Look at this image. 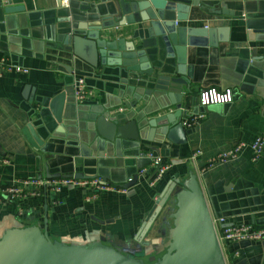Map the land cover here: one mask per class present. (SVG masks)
I'll list each match as a JSON object with an SVG mask.
<instances>
[{
    "label": "crops",
    "instance_id": "obj_1",
    "mask_svg": "<svg viewBox=\"0 0 264 264\" xmlns=\"http://www.w3.org/2000/svg\"><path fill=\"white\" fill-rule=\"evenodd\" d=\"M203 2L211 6L190 7L187 21L176 23L178 28L203 32L200 38L205 40L204 45L186 47L185 51V78L194 99L190 109L184 108L189 116L182 120L185 143L176 145L158 135L146 142V133H142L144 140L139 147L127 140L114 145L101 140L98 146H87L91 157L85 159L79 154L76 139L86 133L93 112L150 113L165 101L150 100L154 90L145 75L124 76L121 68L98 66L95 72L101 77L85 79L95 96L82 104L67 102L61 125L56 126L51 113L41 106L61 91L70 95L72 87L65 83L75 75H68V70H91L83 62L76 61L72 67L57 58L64 31L76 23L111 14L115 0H0V61L27 70L8 73L1 71L0 65V192L17 179L67 177L74 170L124 191L100 193L88 202L87 191L80 188L65 187L57 196L49 195L50 240L85 242L102 237L105 244L124 252H148L158 239L148 232L139 238L141 225L162 190L173 180L186 178L190 170L207 196L213 218L223 217L226 226L249 224L264 229V147L256 161L249 148L255 138H264V33L260 32L264 28V0ZM9 8L18 11L6 12ZM222 10L234 15L212 14ZM209 30L215 33L209 36ZM108 33L133 42L137 50L144 47L141 40L151 42L147 32L136 25ZM145 50L156 74L175 73V59L166 60L164 50ZM160 61L170 69H160ZM207 90L230 91L232 100L219 104V110L212 105L201 107L197 97ZM67 100L71 102L70 96ZM236 142H243L245 147L235 162L199 174L209 158ZM196 152L199 156L192 162ZM149 153L170 166L153 184ZM83 161L90 162L91 167H85ZM134 176L136 182L129 185V178L133 181ZM4 197L0 193V232L16 224H42L43 199L11 201ZM55 198L57 204L53 203ZM261 242H249L237 249L239 243L232 245L227 264H235L238 258L246 264H264V240ZM235 252L238 257L233 260Z\"/></svg>",
    "mask_w": 264,
    "mask_h": 264
},
{
    "label": "water",
    "instance_id": "obj_2",
    "mask_svg": "<svg viewBox=\"0 0 264 264\" xmlns=\"http://www.w3.org/2000/svg\"><path fill=\"white\" fill-rule=\"evenodd\" d=\"M199 4L211 6L203 0H115L111 14L98 20L76 23L73 28L64 31L62 41L56 49L57 58L72 67H75L76 61L83 62L91 70H68V75H75L70 82L65 83V86L72 87L69 95L71 102L67 100L69 96L66 91L41 102V106L51 113L56 126L62 123L65 104L69 102L75 105L72 100L74 80H97L101 77V74L95 72L98 66L121 68L124 76H128V73L145 75L147 84L153 85L154 92L150 100L153 101L154 97L165 98L150 113L137 114L132 110L110 112L108 109L93 112L89 117L86 133L82 138L76 139L81 157L89 159L91 152L88 153L87 146H98L101 140L112 145L127 140L139 147L140 141L144 140L142 133H146V142H152L153 137L158 135L176 145L185 143L186 131L182 120L189 117L185 111L194 104L185 78V51L186 47L204 45L205 40L200 38L204 37L203 32L178 28L176 23L187 21L190 7H197ZM15 9L9 8L6 12L18 11ZM212 14L233 16L234 12L222 10ZM262 14L264 18V12ZM134 25L147 32L148 40L151 41L150 44H145L141 40L144 45L142 50H137L133 42H126L124 38H116L108 33L111 29ZM260 32L264 33V28ZM206 33L211 36L215 30ZM145 48L155 53L162 49L166 60L175 59V73L166 75L163 71L156 74ZM159 63L160 69L170 67L163 61ZM33 139L36 141L34 136ZM82 163L85 167H91L88 161ZM73 176L77 179L86 178L78 170H74ZM135 182L134 176L129 185ZM129 185L123 187L127 188ZM166 220L167 227L162 233L166 240L156 249V254H164L157 260L152 257L151 262L226 264L213 226L207 196L193 170L188 172L186 178L173 180L162 190L141 225L138 237H144L147 232L158 234V224ZM250 244L241 242L235 248H245ZM133 253L105 244L102 237H92L85 242L50 240L47 235L46 206L43 207L42 224L25 227L16 224L12 228L7 226L0 232V264H144ZM235 264L246 262L238 258Z\"/></svg>",
    "mask_w": 264,
    "mask_h": 264
},
{
    "label": "built area",
    "instance_id": "obj_3",
    "mask_svg": "<svg viewBox=\"0 0 264 264\" xmlns=\"http://www.w3.org/2000/svg\"><path fill=\"white\" fill-rule=\"evenodd\" d=\"M1 71L15 72V73H27V70L21 69L14 65L5 63V60L0 61ZM95 96V93L85 85L83 79L79 78L73 85L72 97L76 104H82L83 102L91 99ZM199 106L205 107L214 104H228L232 100V94L230 91L224 93L216 92L215 90H207L201 92L197 97ZM206 101V103L204 102ZM193 121H191L192 123ZM190 125V123H189ZM245 147L243 142H236L232 148L227 151L220 152L215 156L209 158L205 165L199 169V174L204 173L206 170L214 168L215 166L226 165L235 162L241 150ZM264 147V138L258 136L249 145L250 150L253 153V161L260 158ZM199 156V152L192 155L191 161L194 162ZM150 160V166L154 170V177L151 184L158 181L161 176L169 169L167 164H164L159 157L153 156L151 153L147 155ZM131 181V180H129ZM65 187L80 188L87 191L86 201H89L96 194L104 192L123 193L124 191L107 183H104L98 178L89 180H77L74 177H59L54 179H17L9 186L1 189V194L4 198L15 201L26 198H44L49 200V195L52 197L57 196L61 190ZM57 204V201L53 202ZM213 225L215 227L217 239L224 255L226 263L229 260L228 249L232 245H236L241 242H261L264 239V229L254 228L249 224H235L225 226V219L222 217L213 219ZM238 257L237 252L232 254V259L236 260Z\"/></svg>",
    "mask_w": 264,
    "mask_h": 264
},
{
    "label": "flooded vegetation",
    "instance_id": "obj_4",
    "mask_svg": "<svg viewBox=\"0 0 264 264\" xmlns=\"http://www.w3.org/2000/svg\"><path fill=\"white\" fill-rule=\"evenodd\" d=\"M166 227H167V220L160 222V224H158L157 226L158 234L156 233V235H154V237L156 236L158 239L157 243H153L152 249L148 252H146V250L144 249L138 252L133 251L134 252L133 255L135 256L136 259L143 261L144 264H154V262H151L150 259L154 257L157 260L164 254L163 252L156 254V249H158L159 245H162L165 242V237L164 234L162 233H164Z\"/></svg>",
    "mask_w": 264,
    "mask_h": 264
},
{
    "label": "bare ground",
    "instance_id": "obj_5",
    "mask_svg": "<svg viewBox=\"0 0 264 264\" xmlns=\"http://www.w3.org/2000/svg\"><path fill=\"white\" fill-rule=\"evenodd\" d=\"M77 79H79V78H76L75 80H74V84H75V81L77 80ZM81 79H83V78H81ZM84 80V79H83ZM85 82V81H84ZM73 84V85H74ZM85 85H86V83H85ZM87 86V85H86ZM88 87V86H87ZM89 88V87H88ZM73 98V97H72ZM73 100V99H72ZM74 104L75 105H77L75 102H74ZM184 126V125H183ZM162 161V160H161ZM164 164H166V163H164ZM168 165V164H167ZM169 166V165H168ZM169 168H170V166H169ZM168 171V170H167ZM73 174H74V172H73ZM73 174L72 175H70V176H67V177H74L73 176ZM59 177H62V176H57V177H50V178H38V179H54V178H59ZM153 177H154V171H153V175H152V179H151V182H152V180H153ZM162 177V176H161ZM75 179H77V178H75ZM89 179H94V178H85V179H77V180H89ZM129 180H131V181H129ZM129 180H128V183H131L132 182V179L131 178H129ZM100 194V193H99ZM97 195V194H96ZM95 195V196H96ZM43 199V203H44V206H46L47 205V202H48V200L46 201L44 198H40V200H42ZM15 201H17V200H15ZM54 201H57V199L55 198V200H53V202ZM58 202V201H57ZM88 202V201H87ZM216 218H219V217H216ZM223 218V217H222ZM213 219H215V218H213V216H212V222H213ZM214 226V225H213ZM226 226V225H225ZM227 226H229V225H227ZM215 228V227H214ZM216 232V231H215ZM264 240V239H263ZM223 254V253H222ZM223 258H224V255H223ZM225 260V259H224ZM225 263H226V261H225ZM227 264V263H226Z\"/></svg>",
    "mask_w": 264,
    "mask_h": 264
},
{
    "label": "clouds",
    "instance_id": "obj_6",
    "mask_svg": "<svg viewBox=\"0 0 264 264\" xmlns=\"http://www.w3.org/2000/svg\"><path fill=\"white\" fill-rule=\"evenodd\" d=\"M206 103V101H204ZM211 107L215 108L216 110H219L220 106L219 104H214Z\"/></svg>",
    "mask_w": 264,
    "mask_h": 264
}]
</instances>
